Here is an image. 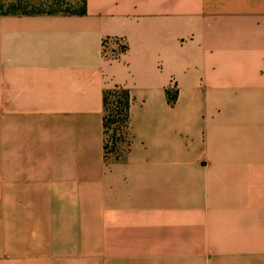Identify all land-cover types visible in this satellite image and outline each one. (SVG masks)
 <instances>
[{"label":"crops","instance_id":"obj_1","mask_svg":"<svg viewBox=\"0 0 264 264\" xmlns=\"http://www.w3.org/2000/svg\"><path fill=\"white\" fill-rule=\"evenodd\" d=\"M0 264H264V0L0 15Z\"/></svg>","mask_w":264,"mask_h":264},{"label":"trees","instance_id":"obj_2","mask_svg":"<svg viewBox=\"0 0 264 264\" xmlns=\"http://www.w3.org/2000/svg\"><path fill=\"white\" fill-rule=\"evenodd\" d=\"M86 0L71 2L69 0H0V15H34V14H84ZM117 41L118 39H114ZM107 43V39L104 44ZM121 51L126 50L125 44L119 45ZM114 50V49H112ZM169 102L176 99V89L166 90ZM105 115V151L119 153L125 141L129 121L131 97L129 91L121 85H115L104 93Z\"/></svg>","mask_w":264,"mask_h":264},{"label":"built area","instance_id":"obj_3","mask_svg":"<svg viewBox=\"0 0 264 264\" xmlns=\"http://www.w3.org/2000/svg\"><path fill=\"white\" fill-rule=\"evenodd\" d=\"M120 42V41H119ZM104 48H105V53L107 52V51H112V49H110V48H107V46H106V43L104 44ZM119 50V49H118ZM121 50V49H120ZM114 51H116V50H114Z\"/></svg>","mask_w":264,"mask_h":264},{"label":"rangeland","instance_id":"obj_4","mask_svg":"<svg viewBox=\"0 0 264 264\" xmlns=\"http://www.w3.org/2000/svg\"><path fill=\"white\" fill-rule=\"evenodd\" d=\"M6 1H9V0H6ZM69 1H71V2H76V1H79V0H69Z\"/></svg>","mask_w":264,"mask_h":264}]
</instances>
